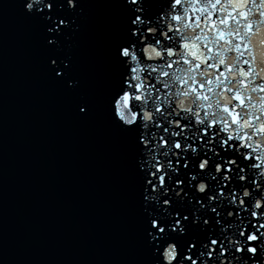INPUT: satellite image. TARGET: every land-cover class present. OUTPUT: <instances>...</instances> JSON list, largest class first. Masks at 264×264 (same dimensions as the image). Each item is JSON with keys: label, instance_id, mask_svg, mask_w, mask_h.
Returning a JSON list of instances; mask_svg holds the SVG:
<instances>
[{"label": "snow or ice", "instance_id": "snow-or-ice-1", "mask_svg": "<svg viewBox=\"0 0 264 264\" xmlns=\"http://www.w3.org/2000/svg\"><path fill=\"white\" fill-rule=\"evenodd\" d=\"M128 3L106 104L135 148L152 264H264V82L251 62L264 0H167L158 15ZM52 8L21 4L59 48L72 25Z\"/></svg>", "mask_w": 264, "mask_h": 264}, {"label": "water", "instance_id": "water-1", "mask_svg": "<svg viewBox=\"0 0 264 264\" xmlns=\"http://www.w3.org/2000/svg\"><path fill=\"white\" fill-rule=\"evenodd\" d=\"M22 2L0 0V264H94L67 34L49 45Z\"/></svg>", "mask_w": 264, "mask_h": 264}]
</instances>
